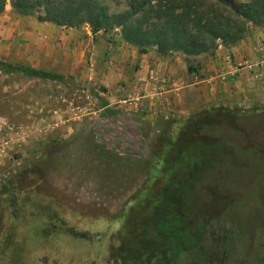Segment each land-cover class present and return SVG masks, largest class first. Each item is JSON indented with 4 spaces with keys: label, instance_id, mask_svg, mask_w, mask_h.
<instances>
[{
    "label": "rangeland",
    "instance_id": "rangeland-1",
    "mask_svg": "<svg viewBox=\"0 0 264 264\" xmlns=\"http://www.w3.org/2000/svg\"><path fill=\"white\" fill-rule=\"evenodd\" d=\"M99 2L119 13L130 0ZM39 15L0 13V58L66 76L0 64V264H120L171 178H196L228 264H264V24L218 40L199 68L157 45L141 53L121 26ZM204 77L213 95L193 87Z\"/></svg>",
    "mask_w": 264,
    "mask_h": 264
},
{
    "label": "trees",
    "instance_id": "trees-1",
    "mask_svg": "<svg viewBox=\"0 0 264 264\" xmlns=\"http://www.w3.org/2000/svg\"><path fill=\"white\" fill-rule=\"evenodd\" d=\"M9 2L23 15L40 13L42 21L68 26L89 23L94 33L121 26L125 40L141 53L157 45L163 55L184 53L192 64L201 63L197 58L217 48L218 40L226 46L234 44L244 37L249 23L264 24V0L240 6L227 0H130L129 8L119 13H111L99 0H0V13ZM152 13L156 20L150 22ZM234 20L239 24L235 32ZM0 64L34 76L66 78L2 58ZM171 179L152 210L132 223L133 235L124 239L114 256L120 264H228V252H220L215 243L220 231L211 225L214 218L202 214L190 192L196 178Z\"/></svg>",
    "mask_w": 264,
    "mask_h": 264
},
{
    "label": "crops",
    "instance_id": "crops-1",
    "mask_svg": "<svg viewBox=\"0 0 264 264\" xmlns=\"http://www.w3.org/2000/svg\"><path fill=\"white\" fill-rule=\"evenodd\" d=\"M224 50L227 51V49L225 48V49L222 50L223 51L222 53L225 54V56L227 57V54H226V52H224ZM200 57L201 56H199L197 59H199L201 61V63L196 61L194 63V65L198 66L199 68H204V64H203L204 60H203V58H200ZM189 71H190V68H189ZM180 81L182 82L181 78H179V79H177L175 81V84H176L177 87L181 86V82ZM192 85H193V87H195L197 89H201V93H205V94L207 93V95L210 96V93H212V95H213V91L214 90L217 91L219 89V85L220 84L218 82H216V85L214 86L213 84H210L209 80L204 77V78H201V81L196 82L195 84H192Z\"/></svg>",
    "mask_w": 264,
    "mask_h": 264
}]
</instances>
